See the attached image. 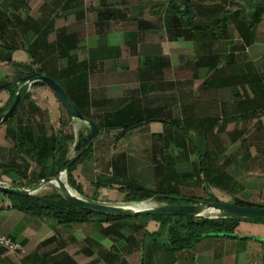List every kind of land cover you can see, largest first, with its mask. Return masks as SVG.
I'll list each match as a JSON object with an SVG mask.
<instances>
[{
    "label": "crops",
    "instance_id": "crops-1",
    "mask_svg": "<svg viewBox=\"0 0 264 264\" xmlns=\"http://www.w3.org/2000/svg\"><path fill=\"white\" fill-rule=\"evenodd\" d=\"M179 1L183 7L175 0H0V88L18 86L21 78L39 70L63 89L80 114L88 116L81 114L83 117L98 126L113 120V115L133 100L141 101V110L163 107L157 101L159 97H154L160 90L168 91L169 104H174L173 66L180 57L176 65L184 67L190 81L198 73L203 74L197 87L202 89L203 97L193 102L188 120L214 122V128L206 127L198 136L221 138L216 147L225 163L214 174L208 169L210 179L217 177L216 184L208 185L232 199L249 187L259 186L254 181L257 170L264 176V108L260 110L264 106V18L254 23L260 5L242 0H232L221 13L219 9L217 13L214 9L200 10V0ZM190 17L192 26L201 27L207 35H202V30L182 34V21ZM211 29L217 34L208 35ZM144 59L158 60L159 68L139 72ZM143 72L146 75L141 77ZM253 78L259 82L256 84ZM256 89H262L263 96L255 98L259 106L256 114L250 108L246 112L234 108L244 99L233 97L237 91L242 94L245 90L250 102ZM223 91H229L228 98H221ZM27 95L28 101L11 122L0 127V165L14 166V172L0 176V183L12 187H24L27 182L26 186L34 185L52 177L50 129L56 133L61 123L66 125L73 144L76 135L84 137L89 132L85 124L69 119L47 87L32 84ZM11 101L8 91L0 92V108H8ZM222 120L228 124H222ZM163 126L174 130L170 125L149 122L122 137L120 130L99 131L90 146V159L78 163L72 171L75 184L80 187V180H93L99 171H117L114 184L100 185L106 187L103 192L117 197L121 193L118 190L122 185L117 184L120 179L141 166L129 159L123 139L139 132L145 139L159 137ZM195 131L189 128V135ZM17 138L25 140L19 155L13 150ZM172 143L175 145L174 140ZM205 143L208 145L204 151L209 153L212 146ZM143 148L144 155L155 152L151 146ZM107 164L111 168L104 166ZM241 173L249 179L246 183H240ZM124 195L117 200H109L108 194L98 200L80 196L89 201L121 204ZM136 225L135 229H121L119 237L107 231L108 225L59 226L52 220L12 210L0 193V234L23 248V254L0 248V264H250V251L255 248L250 246L256 244L203 239L189 250L171 253L147 237L156 233L151 221H146L145 227L138 222Z\"/></svg>",
    "mask_w": 264,
    "mask_h": 264
},
{
    "label": "trees",
    "instance_id": "trees-1",
    "mask_svg": "<svg viewBox=\"0 0 264 264\" xmlns=\"http://www.w3.org/2000/svg\"><path fill=\"white\" fill-rule=\"evenodd\" d=\"M259 3V2H258ZM187 13V14H191ZM264 18V3H260L259 8L257 9V13L255 14L254 23H258L259 20ZM191 17L186 21H182L181 27L185 28L182 34H186L191 32H198L202 30L201 27H194L191 24ZM186 22V23H185ZM203 31V30H202ZM204 32V31H203ZM206 32V31H205ZM204 32V33H205ZM204 35V34H202ZM213 36V35H212ZM158 60H150L144 59L141 61L139 72L145 70L147 68H159ZM166 64V63H165ZM168 66V65H166ZM149 70V69H147ZM248 70V68H246ZM36 72H40L37 70ZM144 73V72H143ZM146 73L142 74L141 77H144ZM235 79V78H234ZM242 78H240L241 80ZM256 84L259 82L257 79L253 78ZM252 82L255 85V82ZM212 81H210L208 85L210 86ZM33 86H43L47 87L44 83L36 82ZM228 86L231 87V82L229 81ZM261 87V86H260ZM17 89V86H7L0 88L1 91H8L11 99ZM48 90L52 92V90L47 87ZM262 90V89H260ZM260 90L256 89L253 91V101L250 102L247 99V95L245 90L242 91V94H239L237 91L233 97L239 99H243V101L235 104L234 108L238 109L240 112H246L248 108L256 114V111L259 109L258 104L255 102V98L263 97L260 94ZM28 101V95H26L23 103ZM141 101L133 100L126 107L123 108L121 112H116L113 115V120L107 121L105 120L103 125L98 123L99 131L102 130H120V137L124 136L128 132L138 128L141 124H148L149 122H160L164 125H170L175 129V133L179 132L184 139L187 141L189 138V127H181L176 126L174 124L168 123L165 120H161L160 114L164 111V106L159 109H143L141 110ZM254 103V105L252 104ZM145 108V107H144ZM196 108H201L197 106ZM264 106L261 105L260 110L263 111ZM7 107L0 108V115H2L6 111ZM244 109V110H243ZM260 112V113H261ZM81 114L88 118V116L81 112ZM142 117H144L142 119ZM12 120V119H11ZM11 120H9L5 125H8ZM204 123V122H202ZM186 124V121L184 122ZM208 128H214L215 123L207 120L205 122ZM225 126V125H224ZM66 125L61 123V128L56 133L50 129L51 132V155L53 159L54 169L51 172L50 176L53 172L66 160L69 146L73 143V136L71 133H68L70 130L65 128ZM225 128V127H223ZM199 130V129H197ZM214 130V129H213ZM83 135H79L78 138L81 139ZM176 137V134H175ZM237 138V136H236ZM207 141V139H206ZM25 143L24 139H15V145L13 150L17 155H19V149L23 147ZM189 143V142H188ZM175 144L176 140H175ZM241 145L246 147L245 141H242ZM36 146V145H34ZM189 146L194 148L192 143H189ZM195 149V148H194ZM91 147L88 148L68 169L66 172L67 176V184L70 188L74 189L79 195V187L75 184L72 178V171L75 166L81 162L80 160L84 158V160L90 159ZM208 150L204 152L203 155H198L199 157V170H198V184L203 188V192L207 196L205 201L209 202H218L217 199L208 192V183L213 182L217 183V177L209 178V170L207 167L208 160ZM13 165H0V176L6 175L8 173L14 172ZM17 173V172H16ZM20 174V173H19ZM25 182L28 180L26 177L19 175ZM27 182L26 185H28ZM31 184V183H30ZM169 182L167 183V185ZM127 185V184H126ZM133 184L127 185L125 187H121L118 191L124 193L125 196L123 198L124 203H141L148 200H153L157 203L164 204L166 206L172 205H182L187 204L189 200L186 199H177L174 198L175 193H178L177 190L172 188L171 186H159L156 190H151L144 187L132 186ZM207 189V190H206ZM4 195V194H3ZM9 203L10 208L12 210H16L21 213L29 214L34 217H38L43 220H52L59 226H69V225H83V224H98V225H108L107 231L115 234L116 236H120L119 232L121 229L129 227V228H137L136 222L139 220L143 221H154L160 225V229L157 233L152 235H147L151 241L156 244L158 247L171 252H183L185 250H189L193 248L198 242L203 239H225L231 241L238 242H253L260 245L264 248V221H255L249 219H240L233 218L230 216H217L216 219H211L209 217L191 219L185 217H135V218H119V217H110V216H101L97 214H93L86 210H82L77 208L66 201H64L55 191L43 197L32 196H18V195H4ZM197 199V198H193ZM200 200V199H199ZM233 205L242 206V207H257L264 208V206L254 205L251 203H243L236 201ZM143 227V226H141ZM138 225V229L141 228ZM162 234L164 235V239H161Z\"/></svg>",
    "mask_w": 264,
    "mask_h": 264
},
{
    "label": "rangeland",
    "instance_id": "rangeland-1",
    "mask_svg": "<svg viewBox=\"0 0 264 264\" xmlns=\"http://www.w3.org/2000/svg\"><path fill=\"white\" fill-rule=\"evenodd\" d=\"M177 3H180L179 0H175ZM201 1V2H200ZM198 0L197 4L200 6V10H208V9H214V11L217 13L218 9L219 12L221 13L223 9H226V6L229 7L232 3V0ZM244 2H247L249 4L256 3L257 5H260V3L253 1V0H242ZM182 5V3H180ZM183 7V5H182ZM192 7H195L194 5ZM197 7V6H196ZM236 7V6H235ZM237 8V7H236ZM194 9V8H193ZM232 9V8H231ZM183 10V9H182ZM257 11L255 12V14ZM241 14V13H239ZM246 17V16H245ZM255 21V19H254ZM209 34L208 35H216V30H208ZM201 34L207 35V33L203 32ZM177 57V56H175ZM183 58V57H182ZM174 61V59H173ZM178 61H180V57H177V59L174 62L173 67L176 69V74L174 75V86H175V102H170L169 104V99L167 98V93L168 91H159V94L156 97H159L157 100L160 106H164V111L160 114V119L165 120L168 123L174 124L176 126H181V127H189L194 130L195 132H192L191 135H189L187 138V141L182 138L181 134L179 132L175 133V129H171L168 127L162 128V132H160L159 137H154V138H147L143 135H141L139 132L137 136L134 135H128L124 141V146L127 151V155L129 156V159L131 161H137L141 165L140 167H137L129 172L127 177L123 180L120 179L117 184L122 185L125 182V186L133 184L132 186H139V187H144L148 188L151 190H156L159 186H171L172 188L175 187L178 193H175V197L177 199H186V200H195L193 199L194 197L197 198L196 200L199 201H205L207 196L210 195H205L203 192V188L199 186L198 184V170H199V157L198 155H203L204 154V149L205 146L208 145V143H205L206 139L201 138L198 135L200 133H204L205 128L207 125L202 122H197L194 121L193 119L191 121L188 120V113L191 111L194 107L193 102L195 100H200L203 97V91L202 89L198 90V86L200 84V81L202 79L203 74L198 73L196 79L192 82L189 80L191 76L187 74L184 70V67H179ZM177 64V65H176ZM166 80V79H165ZM164 80H161V83H163ZM216 96L219 97L218 93L215 92ZM221 98L226 99L229 96V91H223L220 94ZM170 100H171V95H170ZM156 101V100H155ZM184 103H187L188 105L184 108L182 107ZM168 104L171 107L170 109L167 107ZM203 109V108H202ZM184 118H187L188 123L184 124L185 121ZM222 124H228L226 120H222ZM167 126V125H165ZM199 129V130H197ZM83 134V132H82ZM176 134V137L173 138V135ZM85 135V133H84ZM211 137V136H210ZM207 138V141L209 142V146H212L209 150V155H208V160H207V167L211 171V174H214L216 172V168L220 167L223 163H225L223 157L218 153V148L216 147V144L218 145V141L221 139L220 136L216 137V135H213L212 138ZM77 135L75 136V140L77 141ZM225 140L226 137H224ZM222 138V140L224 139ZM212 139V140H211ZM176 140L175 145H173L172 141ZM74 141V143L76 142ZM192 143L194 148L189 146V143ZM223 142V141H222ZM73 144V143H72ZM70 145L69 148L71 149L73 145ZM143 145L145 147H153L154 148V153L151 156V154H146L144 155L143 152ZM175 146V147H174ZM219 147V146H218ZM150 148H148L149 151ZM231 149V146H230ZM226 151V149H225ZM70 155V153H68ZM67 154V156H69ZM91 155V152H90ZM151 156V158H150ZM84 162V158L80 160ZM151 163V165H150ZM147 164V165H143ZM106 168H111V165L107 164L104 165ZM103 168V165L102 167ZM99 168V169H100ZM241 170V169H240ZM209 171V172H210ZM258 173L256 176L257 178L254 179L256 183H260L259 186H252L247 188L246 190H243L242 193L236 195L235 197H232L230 199L227 195L218 192L214 189H210V184L208 185V192L211 194V196L215 197L218 202L224 203V204H229L233 205L236 201L243 202V203H251V204H258L259 206H264V182H263V174L261 173V170H257ZM100 173H97L94 177L93 180L89 181L88 179L84 178L82 181L80 180L79 182V192L82 194V196L86 198H94V200H98V198H106L108 194V199L109 200H117V198L122 199L123 194L121 193L117 194V197L115 194L112 193H106L103 192L104 188L103 186L100 185H108V184H114L117 179L114 177V174H117V171H99ZM234 172H237L234 170ZM109 173V175H107ZM121 171L118 170V174L120 175ZM101 174H104L106 177V180L104 177H102ZM242 174V173H241ZM113 175V176H112ZM114 177V178H113ZM211 176H209L210 178ZM243 179H239L240 183H246V177L244 174H242ZM63 181L65 182V185L68 186L67 184V176L62 178ZM88 182V183H86ZM90 182V183H89ZM169 184L167 185V183ZM252 182V181H251ZM98 183V185H97ZM126 183H128L126 185ZM29 187V186H26ZM68 188H70L68 186ZM75 193L76 191L72 188ZM206 189V190H207ZM54 192V188L51 185H46L42 187L40 190H38L34 196L36 197H43V196H48ZM93 194V196L91 195ZM78 194V193H76ZM119 194L121 196H119ZM79 195V194H78ZM80 196V195H79ZM125 196V195H124ZM229 198V199H227ZM258 199V200H257ZM121 202V201H120ZM150 204V205H149ZM112 205H120L123 207H131L133 209H144L146 207L144 206H161L164 204L157 203L153 200H148L144 201L140 204H128V203H121V204H112ZM141 207H140V206ZM140 207V208H139ZM144 207V208H143ZM204 216L206 217H211V218H216L218 214H205ZM141 226L145 227L146 222L143 220L137 221ZM155 226V231L156 233L160 229V225L157 222L151 221ZM161 239H164V235L162 234ZM221 241H224L223 239ZM226 241V240H225ZM231 241V240H229ZM236 242V241H234ZM238 242V241H237ZM249 245V244H248ZM250 247H255L251 248L250 255H249V263L250 264H262L264 263V248H260L256 244L253 245L251 244ZM255 250V252H253ZM256 254V255H252ZM261 254V255H260ZM213 258V255H212Z\"/></svg>",
    "mask_w": 264,
    "mask_h": 264
},
{
    "label": "water",
    "instance_id": "water-1",
    "mask_svg": "<svg viewBox=\"0 0 264 264\" xmlns=\"http://www.w3.org/2000/svg\"><path fill=\"white\" fill-rule=\"evenodd\" d=\"M36 82L44 83L47 87H49L55 94L61 106L64 108L69 119L85 124L88 127L89 132L87 135L74 143L70 155L54 171L52 177L43 179L34 185H30L29 187H12L0 183L1 194L32 196L42 187L51 185L53 186L54 191L67 203L101 216L119 218L185 217L198 219L205 218V214H218V216L222 215L233 218L264 221V208L242 207L220 202L189 200L187 204L182 205L148 206L144 209L137 210L131 207H123L120 205H112L83 199L73 190L68 188L62 178L65 177L67 169L93 144L99 134V128L94 121L87 119L80 114L71 99L55 81L49 77L43 76L40 73H33L21 78L19 80L20 85L17 86L9 107L2 115H0V127L5 125L15 115L20 106L23 104L31 85Z\"/></svg>",
    "mask_w": 264,
    "mask_h": 264
},
{
    "label": "built area",
    "instance_id": "built-area-1",
    "mask_svg": "<svg viewBox=\"0 0 264 264\" xmlns=\"http://www.w3.org/2000/svg\"><path fill=\"white\" fill-rule=\"evenodd\" d=\"M259 3H264V0H253ZM0 248L5 250L7 253L23 254V248L18 243L6 236L0 234Z\"/></svg>",
    "mask_w": 264,
    "mask_h": 264
},
{
    "label": "bare ground",
    "instance_id": "bare-ground-1",
    "mask_svg": "<svg viewBox=\"0 0 264 264\" xmlns=\"http://www.w3.org/2000/svg\"><path fill=\"white\" fill-rule=\"evenodd\" d=\"M149 205H150V204H149ZM139 206H140V205H139ZM140 207H141V206H140ZM140 207H139V208H140ZM144 207H148V206H144ZM144 207H143V208H144ZM137 210H138V209H137ZM206 215H207V214H206Z\"/></svg>",
    "mask_w": 264,
    "mask_h": 264
}]
</instances>
